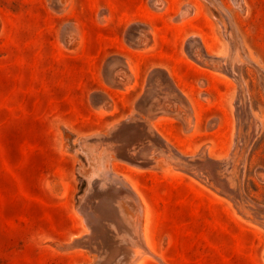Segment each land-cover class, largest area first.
I'll use <instances>...</instances> for the list:
<instances>
[{
  "label": "rangeland",
  "instance_id": "374dc122",
  "mask_svg": "<svg viewBox=\"0 0 264 264\" xmlns=\"http://www.w3.org/2000/svg\"><path fill=\"white\" fill-rule=\"evenodd\" d=\"M133 118L189 160L218 161L236 198L157 151L162 169L117 157L153 145L117 141ZM120 182L143 206L137 227ZM110 195L122 222L84 221L85 199ZM263 205L264 0H0V264H264Z\"/></svg>",
  "mask_w": 264,
  "mask_h": 264
},
{
  "label": "bare ground",
  "instance_id": "6f19581e",
  "mask_svg": "<svg viewBox=\"0 0 264 264\" xmlns=\"http://www.w3.org/2000/svg\"><path fill=\"white\" fill-rule=\"evenodd\" d=\"M66 1V0H65ZM68 2V1H67ZM159 2V1H158ZM61 3V2H60ZM157 3V2H156ZM63 4V3H62ZM67 5V4H66ZM157 6V5H156ZM54 8H55V6H54ZM64 10V9H63ZM66 10V9H65ZM104 14V13H103ZM225 16H226V14H225ZM227 18V17H226ZM100 20V19H99ZM74 26V25H73ZM69 27V26H68ZM74 27H76V26H74ZM79 29V28H78ZM75 30V29H74ZM81 30V29H80ZM131 30V29H130ZM75 32V31H74ZM73 32V33H74ZM72 33V32H71ZM141 33V32H140ZM75 34H76V32H75ZM78 34V33H77ZM77 34H76V36H77ZM138 36H140L139 34H137ZM68 36V35H67ZM75 36V35H74ZM143 36V35H142ZM145 36V35H144ZM79 37V36H78ZM132 37V36H131ZM65 38V37H64ZM129 38V37H128ZM134 38V37H133ZM72 39H74V38H72ZM139 39V38H138ZM231 39H233L232 38V36H231ZM128 40V39H127ZM140 40V39H139ZM139 40H138V42H139ZM143 40V39H142ZM149 40V39H148ZM140 42H141V40H140ZM67 43V42H66ZM143 43V42H142ZM145 43V42H144ZM232 43H233V41H232ZM70 44V43H69ZM196 44V43H195ZM134 45V44H133ZM136 46V45H135ZM196 46V45H195ZM144 47V46H143ZM199 47V46H198ZM194 52H195V56H196V58L197 59H199L201 62H205L206 60H205V58H204V56H203V54L199 51V49L197 50H194ZM235 52V51H234ZM206 54H207V52H206ZM239 57V56H238ZM237 57V58H238ZM236 61V60H235ZM238 61V60H237ZM207 62H208V60H207ZM211 62V61H210ZM215 62V61H214ZM213 63V62H212ZM205 64H206V62H205ZM208 64H210V63H208ZM217 64V62H215V65ZM120 65V64H119ZM105 66V65H104ZM209 67V66H208ZM212 67V66H211ZM119 68V67H118ZM124 68H125V66H124ZM239 68V67H238ZM117 69V68H116ZM106 70V69H105ZM115 70V69H114ZM113 71V70H112ZM217 72V71H216ZM239 72V70L237 71V69H236V71L235 70H233V78L234 77H236L237 79L239 78V76H237V74H240V73H238ZM112 73V72H111ZM115 73H116V71H115ZM221 73V72H220ZM110 74V73H109ZM114 74V73H113ZM123 74H124V72H123ZM260 74H261V72H260ZM117 75V74H116ZM120 75V74H119ZM114 76V75H113ZM111 77V76H110ZM129 77V76H128ZM127 77V78H128ZM230 77V76H229ZM118 78V77H117ZM122 78V77H121ZM125 78V77H124ZM232 78V79H233ZM130 79V78H129ZM113 80H115V79H113ZM119 80H120V78H119ZM131 80V79H130ZM111 81V80H110ZM118 82V81H117ZM120 83H118L119 85H121L122 83H125L126 82V80H125V82H122V80L121 81H119ZM122 82V83H121ZM238 82V81H237ZM110 83H112V82H110ZM129 83V82H128ZM115 84V83H114ZM130 84V83H129ZM128 84V85H129ZM116 85H117V83H116ZM166 85H167V87H166V89H168V94H169V96L168 97H170V96H172L173 98H177L178 97V92H177V90L175 89V87L173 86V84H171L170 83V81H166ZM113 86H115V85H113ZM119 87V86H118ZM122 87H124V85L122 86ZM127 87V86H126ZM151 88V87H150ZM118 89V88H117ZM98 92V91H97ZM100 92V91H99ZM177 92V93H176ZM162 94V93H161ZM165 94V93H164ZM243 92L240 94V97H238L239 99H244L243 98ZM92 96H96L95 94L94 95H92ZM103 97V96H102ZM95 98V97H94ZM99 98V97H98ZM101 98V97H100ZM154 99V98H153ZM160 98H158V101L157 102H154V103H152L151 105H150V110H154V111H156V108L157 109H161L162 107H164L163 105V103L162 104H160L159 103V101L161 100L162 102L164 101L163 99H160ZM166 99V98H165ZM101 100V99H100ZM177 100V99H176ZM108 101V100H107ZM110 101V100H109ZM152 101V100H151ZM178 101H180V100H178ZM177 101V102H178ZM100 102V101H99ZM103 102H105L104 100H103ZM184 103V102H183ZM109 104V103H108ZM178 104V103H177ZM99 105V104H98ZM103 105H104V103L102 104V107H103ZM179 105V104H178ZM177 105V106H178ZM182 105V104H181ZM184 105V104H183ZM109 106V105H108ZM176 106V105H175ZM101 107V108H102ZM105 108V107H104ZM171 109L170 110H172V107H170ZM133 109H134V107H133ZM165 109V108H164ZM104 110V109H103ZM106 110V109H105ZM104 110V111H105ZM109 110V109H108ZM178 110H180V109H178ZM185 110V109H184ZM236 110H237V115H238V117H239V121L241 120V115H243L244 113H243V111H244V106L243 105H241V102H238V105H237V107H236ZM107 111V110H106ZM105 111V112H106ZM177 111V110H176ZM181 111V110H180ZM99 112H100V110H99ZM102 112V111H101ZM157 112V111H156ZM164 112V111H163ZM172 112V111H171ZM137 113V112H136ZM162 113V112H161ZM168 113V112H167ZM166 113V114H167ZM160 114V113H159ZM175 114V113H174ZM183 114V113H182ZM247 114V113H246ZM245 114V115H246ZM250 114V113H249ZM150 115V114H149ZM151 116V115H150ZM161 116V115H160ZM175 116V115H174ZM138 118H139V116H137ZM145 117V116H144ZM163 117V116H162ZM173 117V116H172ZM176 117V116H175ZM137 118V119H138ZM166 118V117H165ZM169 118H170V115H169ZM187 118V117H186ZM151 119H152V117H151ZM154 119V118H153ZM156 119V118H155ZM158 120V119H157ZM130 121H132V119L130 120ZM130 121H128V122H124V123H122V124H120L116 129H115V133H114V136L117 138V141L119 140L118 139V137H121L122 135H130L131 137H133L132 139H134V138H137L138 140H139V138L140 137H142V136H144V135H148L149 137H151V139H152V143H153V145H146V144H144V143H142V142H140V143H142L141 145H140V150L137 152H134V153H131V152H129L127 149H125V148H118L117 150H115V154H117V157H119L120 159H122V160H125L126 162H129V163H131V165L132 164H134V165H136V166H146L147 167V169H149L148 168V166H155V167H161V169H162V166L164 165L163 164V162L161 161L160 162V160L162 159V157H161V159L158 161L156 158H158V157H152L151 156V154H153V152H155V151H157V152H159L160 154H162V155H164V158L163 159H166V160H168L169 161V165L170 166H172L173 168H177V169H179L180 171H185V172H187L188 174H189V176L191 175V176H193V177H195L196 178V180H198V181H200L201 183H203V184H205V185H209V186H211V187H213V189L215 188L216 190H218L219 192H221V193H224V194H226V196L228 195V197L229 196H231V194L230 193H232V197L233 198H236V196L235 195H237L236 194V191L234 190V189H232L231 188V185H230V183H229V181H227L226 179H223V177H221V176H219V174H218V172H217V169L219 168V166H218V161H215V160H213L212 158H210V157H208L207 155H205V152H202L201 154H200V156H199V158H197V159H191V160H189V158L187 157V156H185V155H183L182 153H179V152H177V151H175L174 149H171V148H169L163 141H162V139L160 138V136L159 135H153V134H150V131L149 130H147L144 126L145 125H147V122L145 123V122H141V121H139V119L138 120H136V119H134L133 118V121L134 122H131L130 123ZM135 121H138L137 123H135ZM140 122V123H139ZM241 122V121H240ZM139 124H141V125H139ZM143 127H144V129H143ZM247 127H248V134L247 135H249V136H251L252 135V133L253 132H251V120H250V122H248V125H247ZM107 128V127H106ZM255 129V128H254ZM107 130V129H106ZM101 131V130H100ZM255 132V131H254ZM97 133H98V131H97ZM256 133H257V131H256ZM100 134V133H99ZM254 134V133H253ZM89 135V134H88ZM92 135V134H91ZM244 135H246V134H244ZM94 136V135H93ZM254 136V135H253ZM87 137V136H86ZM85 137V138H86ZM96 137V136H95ZM128 137V136H127ZM255 137V136H254ZM80 138V137H79ZM82 138V137H81ZM83 139V138H82ZM92 139V138H91ZM114 139V138H113ZM130 139V138H129ZM131 139V140H132ZM81 141H83V140H81ZM89 141V140H88ZM120 141V140H119ZM133 141V140H132ZM140 141V140H139ZM138 141V142H139ZM243 141H244V138H243ZM121 142V141H120ZM135 142H136V139H135ZM80 143V142H79ZM132 143V142H131ZM133 143H134V141H133ZM127 144V143H126ZM136 144V143H135ZM150 144V143H149ZM80 145V144H79ZM133 145V144H132ZM170 145V144H169ZM123 146V145H122ZM124 146H125V144H124ZM171 146V145H170ZM238 146H240V145H238ZM127 147H128V145H127ZM131 147V146H130ZM139 147V146H138ZM137 147V148H138ZM81 148V147H80ZM154 148V149H153ZM173 148V147H172ZM101 149H102V147H101ZM100 149V150H101ZM153 149V150H152ZM131 150V149H130ZM134 150V149H133ZM136 150V149H135ZM84 151V150H83ZM132 151V150H131ZM99 153H100V151H98ZM102 153V152H101ZM156 153V152H155ZM209 153V152H208ZM195 155H197V154H195ZM154 156V155H153ZM190 156H192V155H190ZM211 156V155H210ZM228 156V155H227ZM226 156V157H227ZM88 159V158H87ZM112 159V158H111ZM162 159V160H163ZM225 159V158H224ZM223 159V160H224ZM117 160H118V158H117ZM165 160V161H166ZM222 162V161H221ZM111 163H112V161L110 162V161H108V165H107V167L105 168V172L106 173H108V175L109 174H112V173H116L115 171H114V169H113V167H112V165H111ZM122 163V162H121ZM125 163V162H124ZM224 164V163H223ZM128 165V164H127ZM99 166V165H98ZM226 166V165H225ZM81 167V166H80ZM83 167V166H82ZM146 167H143V168H146ZM164 167V166H163ZM100 168V167H99ZM142 167H140V169H141ZM167 168H168V166H167ZM170 168V167H169ZM172 168V169H173ZM85 169V168H84ZM83 169V170H84ZM176 169V170H177ZM178 170V171H179ZM85 172V171H84ZM170 172V171H169ZM172 172V171H171ZM181 173V172H180ZM183 173V172H182ZM120 174V173H119ZM107 175V174H106ZM105 175V176H106ZM115 175V174H114ZM117 175V174H116ZM105 178V177H104ZM111 179V178H110ZM126 179V178H125ZM210 179V180H209ZM108 180V179H107ZM123 180V179H122ZM103 181V180H102ZM99 182V181H98ZM233 182V181H232ZM231 182V183H232ZM127 183V182H126ZM129 184V183H128ZM89 185V184H88ZM127 186V188L126 187H123V184L120 182V189H119V192L118 193H120V194H125V195H127L128 196V198H129V203H131V205L134 207L133 209H134V215H135V221H136V227H137V225L139 224V222H140V218H141V210H143L142 209V207H141V204H140V202L137 200V197L135 196V194L133 193V191L130 189V188H128V185H126ZM92 188V187H91ZM116 190V189H115ZM87 191H89V190H87ZM99 191V193H100V189L98 190ZM106 191V190H105ZM109 191V190H108ZM107 191V192H108ZM243 192V191H242ZM85 193H86V191H85ZM84 193V194H85ZM94 193V192H93ZM106 193V192H105ZM109 193V192H108ZM108 193L106 194V195H108ZM233 193H235V194H233ZM238 193V192H237ZM97 195H98V192L96 193ZM110 194V193H109ZM101 196V195H100ZM103 196H105V195H103ZM84 197H85V195H84ZM247 197V196H246ZM245 198V197H244ZM90 199H91V196H88L86 199H85V202H84V204L82 205V207H81V211L83 212L82 214H84V221H87V222H92V224L95 226V225H99V223H98V221H99V219L101 218V216L103 215V213H104V215L105 214H111L112 216H114V217H116V219L119 221V222H122L121 221V219H120V217L118 216V212H117V210L118 209H120V208H118L117 210L113 207V205L112 206H110V204H107L109 201H106V200H112L113 199V196H111L110 195V197H105L104 198V200H105V202L106 203H104V201L103 200H100L99 202H98V204H97V206H95V207H93V205H91V203L89 202L90 201ZM81 200H83V199H81ZM139 203H138V202ZM82 202V201H81ZM246 202V201H245ZM244 202V203H245ZM110 203V202H109ZM120 203V202H119ZM253 204V203H252ZM257 204V203H256ZM95 205V204H94ZM238 205H239V209L242 207V204H241V202L239 201V203H238ZM264 206V205H263ZM79 207V206H78ZM247 207H249V206H247ZM122 209H124V208H122ZM122 211H124V210H122ZM127 211V210H126ZM120 212V211H119ZM143 212V211H142ZM81 213V212H80ZM127 216H128V213L126 212L125 213ZM132 214V213H131ZM121 215V214H120ZM124 217V216H123ZM126 217V216H125ZM132 217V216H131ZM127 218V217H126ZM82 219V220H83ZM131 219V218H130ZM129 220V219H128ZM127 220V221H128ZM132 220V219H131ZM134 220V219H133ZM110 221H111V219H110ZM116 224V223H115ZM119 224V223H118ZM120 226V225H119ZM129 226V225H128ZM141 226V225H140ZM86 227H87V225H86ZM124 227V226H123ZM95 228V227H94ZM121 228V227H120ZM119 228H117V230H118ZM89 230V229H88ZM138 230V229H137ZM98 231H99V229H98ZM128 231V230H127ZM126 231V232H127ZM139 231H140V229H139ZM142 231V230H141ZM87 232V231H86ZM111 232V231H110ZM120 232V231H119ZM88 233V232H87ZM92 233V232H91ZM118 233V232H117ZM93 234V233H92ZM128 234V233H127ZM142 235H144V233L142 234ZM121 237H122V235H121ZM125 237V236H124ZM142 237H144V236H142ZM142 237L140 238L139 237V235L137 236V238H138V240H139V243L140 244H142V242H141V239H142ZM80 238V237H79ZM119 238V237H118ZM145 238V237H144ZM76 239H78V238H76ZM75 239V240H76ZM94 239V238H93ZM120 239V238H119ZM75 240H73V241H75ZM121 240V239H120ZM119 240V241H120ZM132 240V239H131ZM122 241V240H121ZM114 242H115V240H114ZM130 242V241H129ZM69 243V242H68ZM74 243V242H73ZM131 243V242H130ZM130 243H128V244H130ZM67 244V243H66ZM112 244V243H111ZM114 244V243H113ZM112 244V245H113ZM120 245H122V244H120ZM123 245H124V243H123ZM127 245V244H126ZM70 246V245H69ZM72 246V245H71ZM111 246V245H110ZM117 246V245H116ZM145 246V245H144ZM84 247V246H83ZM118 247V246H117ZM124 247V246H123ZM127 247V246H126ZM131 247V246H130ZM112 248V247H111ZM129 248V247H128ZM147 248H149V247H147ZM122 249V248H121ZM150 249V248H149ZM78 250V249H77ZM96 250V249H95ZM94 250V251H95ZM120 250V249H119ZM129 250V249H128ZM134 250H135V248H134ZM139 250V249H138ZM144 248H142V253H145L144 252ZM93 251V250H92ZM123 251V250H122ZM136 251V250H135ZM151 251V250H150ZM128 252V251H127ZM108 253H109V255H110V252L108 251ZM120 253V252H119ZM91 254V253H90ZM113 254H115V253H113ZM112 254V255H113ZM141 254V253H140ZM108 255V254H107ZM109 255H108V257H109ZM125 255V254H124ZM144 255V254H143ZM93 256H95V255H93ZM118 256V255H117ZM120 256V255H119ZM126 256H127V253H126ZM134 256V255H133ZM138 256V255H137ZM146 256V255H145ZM150 256V255H149ZM104 257V256H103ZM107 257V256H106ZM116 257V256H115ZM129 257H131V256H129ZM105 258V257H104ZM122 258V257H121ZM121 258H118L119 260L121 259ZM133 258V257H132ZM136 258H138V257H136ZM95 259H96V256H95ZM126 259H127V257H126ZM159 259V258H158ZM122 260V259H121ZM128 260V259H127ZM132 260V259H131ZM96 261V260H95ZM98 261L100 262V260L98 259ZM104 261V260H103ZM114 261H116V260H114ZM125 261V260H124ZM92 262H94V261H92ZM102 262V261H101ZM113 262V261H112ZM121 262V261H120ZM127 262V261H126ZM133 262V260L131 261V263ZM135 262V261H134ZM92 264V263H91ZM100 264V263H99ZM111 264V263H110ZM114 264V263H113ZM116 264H118V263H116ZM122 264V263H121Z\"/></svg>",
  "mask_w": 264,
  "mask_h": 264
}]
</instances>
